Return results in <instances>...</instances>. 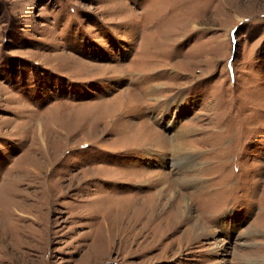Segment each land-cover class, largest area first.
<instances>
[{
    "label": "rangeland",
    "instance_id": "1",
    "mask_svg": "<svg viewBox=\"0 0 264 264\" xmlns=\"http://www.w3.org/2000/svg\"><path fill=\"white\" fill-rule=\"evenodd\" d=\"M0 264H264V0H0Z\"/></svg>",
    "mask_w": 264,
    "mask_h": 264
},
{
    "label": "bare ground",
    "instance_id": "2",
    "mask_svg": "<svg viewBox=\"0 0 264 264\" xmlns=\"http://www.w3.org/2000/svg\"><path fill=\"white\" fill-rule=\"evenodd\" d=\"M183 133H182V131L181 132H178L177 133V135L175 136L176 137V139H174L173 141L171 140V142L168 140V139H166V142L168 143L169 142V145H170V147H171V149L173 150V153H174V157H175V160H174V162H176L178 159H180V157H182V154L180 153L181 152V149L182 148H184L183 147V143L181 142V141H179V140H177L181 135H182ZM166 136V135H165ZM160 137H162L161 136V133H160ZM166 145V144H165ZM164 145V146H165ZM160 146V145H159ZM183 152V151H182ZM186 156V155H185ZM174 164H176L177 165V163H174ZM185 164V163H184ZM192 169V168H191ZM161 173V172H160ZM139 175V174H138ZM137 175V176H138ZM159 176H161V175H159ZM166 177V176H165ZM170 177V176H169ZM157 178V177H156ZM167 178V177H166ZM192 181V180H191ZM160 182V181H159ZM173 183H178V181L176 180V181H171V184H167V185H163L162 187H161V189L159 190V192H158V197H159V200H160V203H161V198L163 199L164 197H168L167 199H168V201L166 200V207H168V208H171L172 210H174L175 211V216H174V218H173V221H172V225L174 226L175 224H177L180 220H181V213L183 212V211H185L186 212V210H187V212L189 211V209H190V206H191V204H190V202L188 201V200H186V199H184V198H186V196L184 197V195L181 193V192H179V191H176L175 190V188L173 187L174 185H173ZM189 183V182H188ZM141 186V185H140ZM175 194V197H173V195L172 194ZM196 193V192H195ZM198 193V192H197ZM137 197V196H136ZM140 197V196H139ZM173 198V199H172ZM138 199V198H137ZM158 200V201H159ZM171 200V201H170ZM184 200V201H183ZM142 201V200H141ZM145 202V201H144ZM144 204V203H143ZM162 204V203H161ZM157 205H158V203H157ZM159 207V206H158ZM146 208V207H145ZM152 208V207H151ZM148 209V208H147ZM149 210V209H148ZM165 210V209H164ZM146 213V212H145ZM156 213V212H155ZM161 213V212H160ZM164 214V213H163ZM163 214H161V215H163ZM145 215V214H144ZM147 215V214H146ZM146 215H145V217H146ZM156 218V217H155ZM162 218V217H161ZM171 218V217H170ZM199 219V218H198ZM197 219V221L194 223V224H192V225H190V226H188L187 227V232H189V233H191V234H196L197 233V230L198 229H202V230H205V228H206V226L202 223V222H200L199 220ZM165 220H166V218H165ZM164 220V221H165ZM163 221V222H164ZM149 222V221H148ZM154 222V221H153ZM161 222V221H160ZM159 223V222H158ZM165 225V224H164ZM169 225V224H168ZM167 226V225H166ZM109 227V226H108ZM145 227H146V225H145ZM157 227V226H156ZM150 228V227H149ZM166 228V227H165ZM148 229V228H147ZM110 230V229H109ZM205 231H207V230H205ZM120 233V232H119ZM203 233V232H202Z\"/></svg>",
    "mask_w": 264,
    "mask_h": 264
}]
</instances>
